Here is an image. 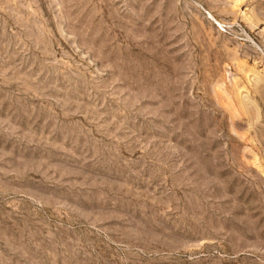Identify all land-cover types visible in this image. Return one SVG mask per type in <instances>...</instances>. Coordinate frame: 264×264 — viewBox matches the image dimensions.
<instances>
[{
    "label": "rangeland",
    "instance_id": "374dc122",
    "mask_svg": "<svg viewBox=\"0 0 264 264\" xmlns=\"http://www.w3.org/2000/svg\"><path fill=\"white\" fill-rule=\"evenodd\" d=\"M0 264H264V0H0Z\"/></svg>",
    "mask_w": 264,
    "mask_h": 264
}]
</instances>
